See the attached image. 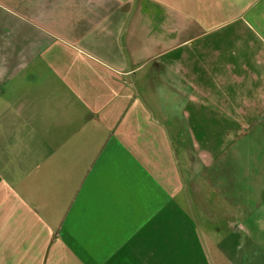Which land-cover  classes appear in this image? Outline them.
<instances>
[{"label":"crops","instance_id":"1","mask_svg":"<svg viewBox=\"0 0 264 264\" xmlns=\"http://www.w3.org/2000/svg\"><path fill=\"white\" fill-rule=\"evenodd\" d=\"M173 147L242 235L264 208V0H0V264H208Z\"/></svg>","mask_w":264,"mask_h":264},{"label":"rangeland","instance_id":"2","mask_svg":"<svg viewBox=\"0 0 264 264\" xmlns=\"http://www.w3.org/2000/svg\"><path fill=\"white\" fill-rule=\"evenodd\" d=\"M137 2L135 7H137ZM143 88L140 92L141 96L143 92H146L145 94H148L149 102L153 108H158L161 111L163 107L165 111H169L168 114H173L175 102L172 95L157 92L154 88H151L149 93H147L145 87ZM155 116L157 118L158 115L155 114ZM172 151L175 156L177 169L183 184L186 186V194L184 196L187 199L188 208L191 207L193 211L195 225L200 234L199 239L204 248L203 250H205L204 256L207 263L264 264V208L258 209L254 215L248 216L249 218L243 223L242 235H234L237 232L232 233L230 231L228 223L233 220V217H229V209L227 207L214 206L206 208L197 205L190 187L192 178L180 167L179 156L175 147H173Z\"/></svg>","mask_w":264,"mask_h":264},{"label":"water","instance_id":"3","mask_svg":"<svg viewBox=\"0 0 264 264\" xmlns=\"http://www.w3.org/2000/svg\"><path fill=\"white\" fill-rule=\"evenodd\" d=\"M137 94L140 95V93L138 92V89H137ZM153 119L156 121V118L152 115ZM183 189L185 191V194H186V186L183 184ZM190 210H191V214H192V217L194 218V214H193V211L191 209V207H189ZM195 219V218H194ZM197 227V226H196ZM197 231H198V228H197ZM199 233V232H198ZM200 235V234H199Z\"/></svg>","mask_w":264,"mask_h":264}]
</instances>
